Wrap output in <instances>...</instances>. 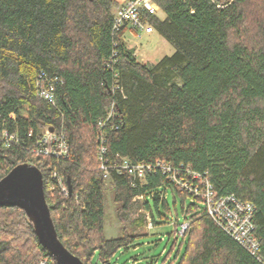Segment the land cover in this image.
Here are the masks:
<instances>
[{
  "label": "trees",
  "instance_id": "obj_1",
  "mask_svg": "<svg viewBox=\"0 0 264 264\" xmlns=\"http://www.w3.org/2000/svg\"><path fill=\"white\" fill-rule=\"evenodd\" d=\"M154 1L166 18L145 19L175 48L157 64L138 60L126 28L115 31L114 0H0V181L20 164L38 167L58 236L85 264H126L149 221L165 224L169 193L175 210L181 198L187 231L163 258L132 264H264V0ZM48 85L54 103L40 97ZM100 123L109 166L165 161L252 203L260 259L159 170L143 181L115 170L105 178ZM50 129L65 137L67 157L37 154ZM56 172L72 194L59 190ZM109 193L121 227L111 239ZM42 260L57 264L27 214L1 207L0 264Z\"/></svg>",
  "mask_w": 264,
  "mask_h": 264
},
{
  "label": "built area",
  "instance_id": "obj_2",
  "mask_svg": "<svg viewBox=\"0 0 264 264\" xmlns=\"http://www.w3.org/2000/svg\"><path fill=\"white\" fill-rule=\"evenodd\" d=\"M210 1L216 4L218 8H225L234 2V0ZM160 10L154 0H127L122 7L115 11L114 29L117 33L122 32L124 28L144 32L147 29L146 14L158 16ZM39 94L44 100L54 103V87L52 85L41 86ZM112 115L111 112L106 121ZM99 138L101 143L98 144L97 155L102 171L115 170L119 174H127L135 180L143 181L149 174L159 170L168 181L187 191L192 196L201 199L207 214L215 224L251 255L260 259L259 240L254 236L255 225L253 217L255 207L252 203L244 202L235 195L220 196L207 176L196 173L190 168H177L172 164L163 162L154 164L134 163L128 158H121L119 164L109 166V161L106 158V136L101 133ZM51 145H55L54 149H52ZM39 146L37 154L54 155L55 157H67L69 155V147L65 137L63 135H54L50 131L46 132ZM53 178L57 181L59 190L68 195V187L64 183L63 177L56 172L53 174ZM105 178L108 177L105 176ZM148 227L152 229L153 224L150 222ZM188 227V222L183 223L179 233L183 235ZM40 264L51 263L48 260H42Z\"/></svg>",
  "mask_w": 264,
  "mask_h": 264
},
{
  "label": "water",
  "instance_id": "obj_3",
  "mask_svg": "<svg viewBox=\"0 0 264 264\" xmlns=\"http://www.w3.org/2000/svg\"><path fill=\"white\" fill-rule=\"evenodd\" d=\"M68 186L72 194L70 181ZM1 207L19 208L27 214L39 242L57 264H85L58 236L46 199L43 173L38 167L31 163L20 164L0 181Z\"/></svg>",
  "mask_w": 264,
  "mask_h": 264
},
{
  "label": "rangeland",
  "instance_id": "obj_4",
  "mask_svg": "<svg viewBox=\"0 0 264 264\" xmlns=\"http://www.w3.org/2000/svg\"><path fill=\"white\" fill-rule=\"evenodd\" d=\"M159 17L163 19L165 15L161 12L159 13ZM129 40L138 46V57L140 59H147V61L156 62L165 56H171L175 53V48L165 39H162L158 32H154L150 36L141 35L137 38H130L129 36ZM168 201L172 212L165 219V224L158 227L153 224L152 229L147 226L144 230H141L142 234H147L146 238L143 239V243L138 248L130 250L129 253L121 258L122 263L126 261V264H132L131 258L135 256L143 257V261H147L148 257L151 256H156L159 259L163 258L165 250L169 252L175 241H181L179 232L182 224L185 222L182 215L181 198L178 196L176 198L177 210L173 207V195L171 193L168 194ZM108 202L105 234L111 239L121 235V227L115 216L116 206L113 203V195L111 193L108 195ZM189 204L190 200L188 199L186 207ZM176 221H179V224H175Z\"/></svg>",
  "mask_w": 264,
  "mask_h": 264
},
{
  "label": "crops",
  "instance_id": "obj_5",
  "mask_svg": "<svg viewBox=\"0 0 264 264\" xmlns=\"http://www.w3.org/2000/svg\"><path fill=\"white\" fill-rule=\"evenodd\" d=\"M114 1L117 2V4H118V8H119V7H122V6L126 3L127 0H114ZM161 12H162V11L160 10L159 13H161ZM159 13H158V17H159ZM162 13H163V12H162ZM163 14H164V13H163ZM164 15H165V14H164ZM159 18H160V17H159ZM165 18H166V15H165V17H164L162 20H164ZM160 19H161V18H160ZM154 32H157V30H156L151 24H149V23L147 22V29H146L144 32H137V31H135V30H132V29H130V28H127V30L125 31V34L123 35V39H124L126 45L128 46V48L134 50L135 55H136V57L138 58V60H139L140 62H143V63H150V64H157V63H159L164 57L161 58V59H159V60H157L156 62L147 61V59H140V58L138 57V49H137L138 46L135 45L133 41L129 40V36H130V38H137V37H139V36H141V35H143V36H150V35H153ZM159 35H160V34H159ZM160 37H161L162 39H164L161 35H160ZM165 40H166V39H165ZM132 42H133V43H132ZM134 45H135V46H134ZM165 57H166V56H165Z\"/></svg>",
  "mask_w": 264,
  "mask_h": 264
},
{
  "label": "bare ground",
  "instance_id": "obj_6",
  "mask_svg": "<svg viewBox=\"0 0 264 264\" xmlns=\"http://www.w3.org/2000/svg\"><path fill=\"white\" fill-rule=\"evenodd\" d=\"M103 125H104V123H100V126H99V136H100V134L101 133H104L103 132ZM157 162H163V163H167V164H170V163H168V162H165V161H161V160H159V161H157ZM104 172V177L106 176V177H108V178H110V171H103ZM68 188H69V186H68ZM70 192V191H69Z\"/></svg>",
  "mask_w": 264,
  "mask_h": 264
}]
</instances>
